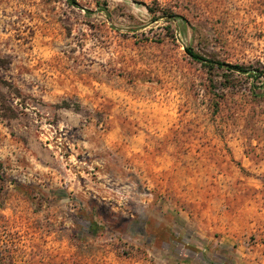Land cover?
Here are the masks:
<instances>
[{
	"label": "rangeland",
	"instance_id": "374dc122",
	"mask_svg": "<svg viewBox=\"0 0 264 264\" xmlns=\"http://www.w3.org/2000/svg\"><path fill=\"white\" fill-rule=\"evenodd\" d=\"M75 2L0 0V264H264V0Z\"/></svg>",
	"mask_w": 264,
	"mask_h": 264
},
{
	"label": "trees",
	"instance_id": "16d2710c",
	"mask_svg": "<svg viewBox=\"0 0 264 264\" xmlns=\"http://www.w3.org/2000/svg\"><path fill=\"white\" fill-rule=\"evenodd\" d=\"M66 2L72 6H78L75 0H66ZM173 18H176L175 16H170ZM185 53L195 62L203 64V65H208L210 68H219L222 69L223 67H226L230 71H236L239 73H246V70L241 68L240 66L237 65H225L220 62H214L212 60H208L204 58L203 56L199 55L198 53L194 52L191 48L185 47L184 48ZM254 77H257L256 75Z\"/></svg>",
	"mask_w": 264,
	"mask_h": 264
}]
</instances>
